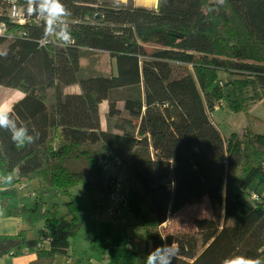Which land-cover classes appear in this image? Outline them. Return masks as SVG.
<instances>
[{
	"label": "trees",
	"instance_id": "obj_1",
	"mask_svg": "<svg viewBox=\"0 0 264 264\" xmlns=\"http://www.w3.org/2000/svg\"><path fill=\"white\" fill-rule=\"evenodd\" d=\"M158 1L154 11L61 0L71 12L65 22L74 43L67 47L51 35L54 41L40 44L44 21L18 24L0 13L14 33L0 38V86L24 94L11 114L39 134L17 148L0 129V174L15 177L0 186V216L30 227L1 234L0 256L32 254L29 264H54L63 255L69 262L80 208L70 197L62 215L53 197L81 184L91 205L106 210L108 182L121 173L124 208L146 232L139 264L173 242L172 264L264 259V134L225 140L211 117L224 102L241 111L264 101V0ZM84 50L107 52L114 71L83 75ZM74 85L78 91L65 90ZM120 90L122 98L115 95ZM104 149L120 161L106 171L98 163ZM33 179L40 192L28 188ZM20 196L32 202L16 203ZM203 198L211 217L195 219L192 231L162 234L170 213ZM37 221L42 229L32 237Z\"/></svg>",
	"mask_w": 264,
	"mask_h": 264
},
{
	"label": "rangeland",
	"instance_id": "obj_2",
	"mask_svg": "<svg viewBox=\"0 0 264 264\" xmlns=\"http://www.w3.org/2000/svg\"><path fill=\"white\" fill-rule=\"evenodd\" d=\"M102 1H108L114 6L122 4L120 0ZM125 1L128 5L132 6L131 0ZM2 46H5V43L0 45V51L4 49ZM80 66L83 75H92L93 71L109 73L115 65L114 63L112 64V59L108 56V53L96 50H84ZM4 93H11L12 98L8 99L9 102H0V109L2 110H11L12 103L23 98L22 93L8 89L5 90L4 87L0 86V100L5 95ZM115 95L122 98L126 95V92L120 90ZM119 105H122V102H119ZM211 117L225 140L232 133H236V136L241 139L245 138V136H257L259 133L264 134V101L262 99L247 102L245 110L241 111L231 110L224 102L219 109L213 111ZM113 172L115 171L113 170ZM22 181L27 182L25 180ZM32 182H27L28 188L40 192L41 186L38 180L33 179ZM20 191H23V189H20ZM70 193V195L53 197V200L57 203L58 211L62 215H66L68 212L66 201L70 197L74 199L78 209L80 208V210L74 213L80 225L76 231V235L70 240L68 256L70 264H93V262L99 264L141 263L142 250L144 251L147 243L146 232L142 226L133 223L131 215L125 208L122 210L119 221L113 223L112 219L105 213V209L101 208V202H98V207L91 205L88 193L84 191L81 184L72 188ZM25 194L27 193L21 192V195ZM32 199L31 197H22L18 202L30 204ZM97 200L99 201L98 197ZM211 215L210 204L207 198H203L199 203L188 205L175 213H170L159 229L162 234L167 232L192 231L195 219L211 217ZM0 218L3 217L0 216ZM22 224L30 228L23 221ZM40 228L41 222L37 221L32 226V229L29 230V235L37 237ZM103 254L107 256L103 257ZM56 261L59 264H66V258L63 255L56 257Z\"/></svg>",
	"mask_w": 264,
	"mask_h": 264
},
{
	"label": "clouds",
	"instance_id": "obj_3",
	"mask_svg": "<svg viewBox=\"0 0 264 264\" xmlns=\"http://www.w3.org/2000/svg\"><path fill=\"white\" fill-rule=\"evenodd\" d=\"M29 14H46L44 36H54L62 46H69L74 43L70 26L65 22V18L71 15L70 10L61 0H28ZM223 5L225 0H218ZM0 129L10 133L11 141L17 148H24L26 145L33 144L38 139L39 134L30 133L26 125L19 124L11 111L0 109ZM15 177L11 173L0 174V186L10 185ZM3 215V209H0ZM178 251L174 242L171 245L157 246L148 253L144 264H172V260ZM223 264H264V259L260 257L250 258L243 255L225 259Z\"/></svg>",
	"mask_w": 264,
	"mask_h": 264
},
{
	"label": "built area",
	"instance_id": "obj_4",
	"mask_svg": "<svg viewBox=\"0 0 264 264\" xmlns=\"http://www.w3.org/2000/svg\"><path fill=\"white\" fill-rule=\"evenodd\" d=\"M29 3H23L19 0H0V13L4 10L7 12L8 19L14 23H28V22H45L46 14L36 13L29 14L27 9ZM14 33L11 32L8 28V24L5 20L0 19V38L13 39ZM54 41L51 36L43 37L40 41L41 45H46L49 42ZM98 163L103 170H108L115 164H119L120 161L116 155L109 149H104L101 155L99 156ZM123 175L119 173L114 179H111L108 182L109 190V199L105 213L112 219L113 223L119 221L121 218L122 210L124 209L126 202L124 196H122L121 182L123 181ZM25 183L20 184V188L24 187ZM255 194H252V198H255Z\"/></svg>",
	"mask_w": 264,
	"mask_h": 264
},
{
	"label": "crops",
	"instance_id": "obj_5",
	"mask_svg": "<svg viewBox=\"0 0 264 264\" xmlns=\"http://www.w3.org/2000/svg\"><path fill=\"white\" fill-rule=\"evenodd\" d=\"M120 1H121L122 4H127V2L125 0H120ZM131 3H132L133 6L145 7L147 9L154 10V11L158 9V5H159V1L158 0H131ZM96 51H99V50H96ZM102 52H105V51H102ZM105 53H107V52H105ZM108 56H109V54H108ZM113 63H114V60L112 59V64ZM113 71H114V68H111V71L109 73H101V74L107 75V74L112 73ZM99 73H100L99 71H93V74H99ZM69 87H72V88H69ZM4 89L5 90L8 89L10 91H16V92L22 93L21 91H18V90H15V89H11V88L4 87ZM65 90L68 91V92L78 91L79 90V87L77 85L68 86V87L65 88ZM4 94L5 95H3L2 98H1V100H0V102H2V103L3 102L5 103V102L8 101L9 98L10 99L12 98L11 93H4ZM23 96H24V94H23ZM17 101L18 100H16L15 102H17ZM15 102H13L12 105ZM12 105H11V107H12ZM105 108H106V102H103L100 105V110H101V113H102V124L103 125H104L103 113H104ZM29 189H32V188H29ZM32 191H33V189H32ZM21 198H22L21 196L18 197L15 202L16 203H22V202H18V200H20ZM0 220H1V224H0V235L1 234H15L20 229L27 228V227H25L22 224V220L19 217H15V216L3 217V218H0ZM40 229H42V225H41V228ZM103 255H104L103 257H106L107 256L105 254H103ZM33 258H34V255H32V254H26V255L19 256V257H12V256H9V255L5 254V255H1L0 256V264H29L30 261ZM65 262H66V264H68V263L70 264L71 263L70 261L67 262V260ZM54 264H59V263L56 261V262H54ZM93 264H99V263H94L93 262Z\"/></svg>",
	"mask_w": 264,
	"mask_h": 264
}]
</instances>
